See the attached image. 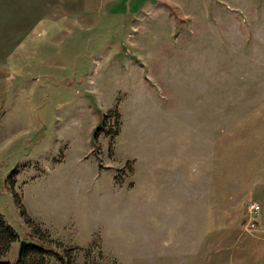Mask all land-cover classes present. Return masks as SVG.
Segmentation results:
<instances>
[{
  "label": "rangeland",
  "instance_id": "obj_1",
  "mask_svg": "<svg viewBox=\"0 0 264 264\" xmlns=\"http://www.w3.org/2000/svg\"><path fill=\"white\" fill-rule=\"evenodd\" d=\"M142 1L0 0L7 261L25 217L73 264H264V0Z\"/></svg>",
  "mask_w": 264,
  "mask_h": 264
},
{
  "label": "trees",
  "instance_id": "obj_2",
  "mask_svg": "<svg viewBox=\"0 0 264 264\" xmlns=\"http://www.w3.org/2000/svg\"><path fill=\"white\" fill-rule=\"evenodd\" d=\"M118 113L115 109H111L108 113L102 116L99 125L93 130L90 142L94 145L99 135L103 134L106 137H115L118 134ZM108 121H112V130L106 132L104 130ZM23 215V213H21ZM24 225L30 228V232L26 235L25 246L16 255V258L9 262L4 259L9 251L10 244L17 240V234L10 227L4 217L0 214V264H46L49 259H53L57 264H73L70 252L74 250L72 247H64L58 242H53L45 231L41 230L29 219L24 217ZM34 241L35 243H33ZM53 245V248L47 246Z\"/></svg>",
  "mask_w": 264,
  "mask_h": 264
},
{
  "label": "built area",
  "instance_id": "obj_3",
  "mask_svg": "<svg viewBox=\"0 0 264 264\" xmlns=\"http://www.w3.org/2000/svg\"><path fill=\"white\" fill-rule=\"evenodd\" d=\"M259 212V205L254 201H247L246 203V220L243 226L244 231L251 232L256 229L257 215Z\"/></svg>",
  "mask_w": 264,
  "mask_h": 264
},
{
  "label": "crops",
  "instance_id": "obj_4",
  "mask_svg": "<svg viewBox=\"0 0 264 264\" xmlns=\"http://www.w3.org/2000/svg\"><path fill=\"white\" fill-rule=\"evenodd\" d=\"M83 1V3H87L88 2V0H82ZM99 1V3H105V4H115V3H117V4H123V3H126L127 2V0H98ZM150 2V1H149ZM149 2H147V0H145V1H142V3H145L146 5H150V3ZM111 9H113V7L111 8ZM39 20L40 21H43V20H47L48 22L50 21L49 20V18H47V17H44V16H41V18H39ZM56 20H60V23H63L64 24V20H67L66 18H64L63 16H59V19H56ZM44 23V22H43ZM39 24H42V23H37V25H36V28H37V26L39 25ZM67 24V26H69V24L70 23H66ZM71 26H74L72 23H71ZM76 26V25H75ZM67 28V27H66ZM34 29V28H33ZM32 29V30H33ZM32 30L28 33V35L26 36V38H25V40H27L28 39V37L30 38V35H32ZM24 41V40H23ZM22 41V42H23ZM22 44V43H21ZM20 45V44H19ZM16 49V48H15Z\"/></svg>",
  "mask_w": 264,
  "mask_h": 264
},
{
  "label": "water",
  "instance_id": "obj_5",
  "mask_svg": "<svg viewBox=\"0 0 264 264\" xmlns=\"http://www.w3.org/2000/svg\"><path fill=\"white\" fill-rule=\"evenodd\" d=\"M26 242L23 240H20L18 243V248H17V256L19 255V252L21 251V249L25 246Z\"/></svg>",
  "mask_w": 264,
  "mask_h": 264
}]
</instances>
